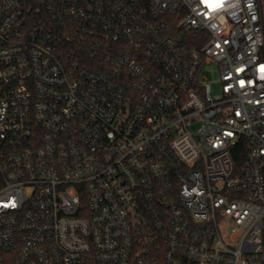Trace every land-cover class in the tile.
Returning <instances> with one entry per match:
<instances>
[{
  "label": "built area",
  "instance_id": "obj_1",
  "mask_svg": "<svg viewBox=\"0 0 264 264\" xmlns=\"http://www.w3.org/2000/svg\"><path fill=\"white\" fill-rule=\"evenodd\" d=\"M0 264H264L262 0H0Z\"/></svg>",
  "mask_w": 264,
  "mask_h": 264
},
{
  "label": "rangeland",
  "instance_id": "obj_2",
  "mask_svg": "<svg viewBox=\"0 0 264 264\" xmlns=\"http://www.w3.org/2000/svg\"><path fill=\"white\" fill-rule=\"evenodd\" d=\"M262 5H263V9H264V0H262ZM207 68H208L209 71L206 72L205 75L208 78V80H210V82H211L212 94L216 95L219 92L218 91L219 84H218V81H217V75H216V72L213 69V65H210Z\"/></svg>",
  "mask_w": 264,
  "mask_h": 264
},
{
  "label": "trees",
  "instance_id": "obj_3",
  "mask_svg": "<svg viewBox=\"0 0 264 264\" xmlns=\"http://www.w3.org/2000/svg\"><path fill=\"white\" fill-rule=\"evenodd\" d=\"M263 19H264V9H263ZM236 159H238V158H236Z\"/></svg>",
  "mask_w": 264,
  "mask_h": 264
}]
</instances>
